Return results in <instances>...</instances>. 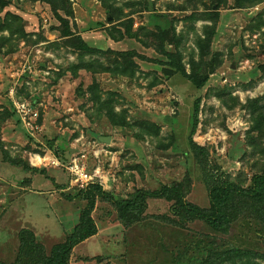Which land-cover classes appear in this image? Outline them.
Returning <instances> with one entry per match:
<instances>
[{
	"label": "rangeland",
	"instance_id": "rangeland-1",
	"mask_svg": "<svg viewBox=\"0 0 264 264\" xmlns=\"http://www.w3.org/2000/svg\"><path fill=\"white\" fill-rule=\"evenodd\" d=\"M5 1L8 5L0 11V18L17 16L21 23H7L12 29L22 28L27 36H12L15 51L0 52V113L10 105L16 112V104L34 103L42 130L26 131L17 112L18 119L14 115L0 127L4 148L28 169L9 165L0 151V264L17 261L22 233L30 234L46 255L72 233L86 206L69 174L75 161L88 173L96 172L92 185L101 186L115 201L127 199L139 189L154 191L179 183L189 175L187 201L206 208L207 186L187 143L197 102L198 124L192 139L206 148L210 169L247 183L264 162L261 154L251 153L245 145L251 125L248 112L240 107L228 110L216 97L222 89H229L241 104L264 97V74L256 69L264 64V27L257 28L256 21L264 13V1L248 10H220L213 45L223 60L200 90L179 73L164 74L157 61H168L156 48L144 47L134 39L115 42L105 29L119 28V23L129 19L139 36L140 28L152 31L153 24L173 28L176 35L183 36L179 49L189 73V53L197 51L194 33L203 37L202 28L211 24H191L185 19L203 11L202 0H156L153 11L134 14L129 5L139 0ZM51 5L69 22L74 38L89 48L135 51L147 60H135L138 71L134 77L84 69L72 73L80 61L110 64L105 57H80L69 48L67 41L73 38L61 37ZM112 9L121 15H111ZM1 36L10 37L8 31ZM166 50L175 52L173 46L167 45ZM94 82L102 103L113 100L116 117L111 119L123 120L125 126L110 124L107 112L98 111L90 100L94 93L89 87ZM143 123L155 125L158 135L146 134ZM99 137L110 138V143H100ZM163 146L167 148L162 150ZM170 207L166 201H149L141 220L126 224L110 201L97 199L91 213L97 234L72 250L69 264H199L216 251L264 254L263 223L238 220L226 235L217 234L201 222L185 227L168 223L167 216L178 221L171 216Z\"/></svg>",
	"mask_w": 264,
	"mask_h": 264
},
{
	"label": "trees",
	"instance_id": "trees-1",
	"mask_svg": "<svg viewBox=\"0 0 264 264\" xmlns=\"http://www.w3.org/2000/svg\"><path fill=\"white\" fill-rule=\"evenodd\" d=\"M43 3H49L50 0H39ZM58 1V0H56ZM264 0H202L203 11H195L191 13L185 20L194 24L198 21H207L211 25L202 28L203 37L194 33V44L197 49L189 53L188 65L189 73L186 72L183 65L184 56L180 51V46L183 43L182 34L176 35L173 28L163 29L157 24H153L152 31H146L145 28H140L142 37L139 36L138 31H133L132 19L124 20L119 23V28L111 27L106 30V34L112 40L119 41L123 39H134L139 41L144 47L156 48V51L167 59L168 62L157 61L163 67L164 74L171 76L179 73L196 89L202 88L209 78L216 72L221 64L222 53L214 50L213 42L216 38V24L220 18V10H248L251 7L259 4ZM60 2V1H59ZM156 0H139L130 3L131 14L146 10L153 11ZM5 0H0V11L6 6ZM139 8H138V7ZM55 19L60 22L61 37L69 40L67 41L69 48L78 51L80 57L85 54L98 55L100 58H106L109 62V67L105 66L99 60L95 62H82L72 67V73L80 69H84L90 73L96 74L97 71L109 72L114 76H129L134 77L138 71V65L135 60H147L145 57L138 55L135 51L113 52L111 50L103 51L89 48L80 38H74V31L69 26V22L61 17L56 9L58 7L51 5ZM136 7L137 9H133ZM179 9H182L180 7ZM111 15L120 14L118 9H112ZM121 15V14H120ZM8 19L0 18V33L8 31L10 37H0V52L4 51L5 55L11 54L15 51L12 46L11 37L14 35L26 37L27 34L23 29H12L8 25V20H16V23H21L20 18L14 15L7 14ZM257 28L264 27V13L257 16ZM8 22V23H7ZM14 27V26H13ZM15 28V27H14ZM191 30L195 32V29ZM69 38V39H68ZM36 44V43H35ZM173 46L174 53H169L166 46ZM264 51V48H262ZM2 54V53H1ZM108 58H107V57ZM111 57V58H110ZM155 62V61H154ZM167 66V67H166ZM167 68V69H166ZM264 74V64L256 67ZM97 85L95 82L89 87V91L93 92L91 101H93L98 111L105 110L106 117L110 124L125 126L124 121L116 122L113 120L111 101L113 102L111 93L109 100L102 103L101 97L98 96ZM216 97L228 110L240 107L243 111L250 115V128L246 132L245 145L251 150V153L261 154L259 157H264V97L246 100L245 104H241L237 97H233L229 89H222L216 92ZM28 98V97H27ZM101 101V102H100ZM12 103V102H11ZM10 103V104H11ZM32 106L34 103H31ZM102 105L105 107L102 108ZM9 108H2L0 113V127L5 123L6 119L10 117H17L15 110ZM14 108V106H13ZM102 108V109H101ZM101 109V110H100ZM198 110L199 103L194 105L192 117V131L189 134L188 146L193 157L201 171L202 178L207 186L208 191V206L201 208L187 201V195L191 189V181L187 175L181 182L170 185H162L159 189L150 191L139 189L133 194L129 195L127 199L115 201L107 193L102 190L99 185H91L85 190H81L80 196L86 201V206L80 212L78 223L69 234L65 241L52 247L48 255H46L40 245L33 242L32 236L28 233H22L19 237V251L17 261L14 264H69V256L72 250L80 243L94 237L97 234V227L91 216L93 213L97 199L102 201H110L112 206L118 213V218L124 223H137L141 220L144 212L147 209L149 201L162 200L171 204L170 213L173 218L178 221L171 220V217H165L168 223L177 227H185L189 223L201 222L214 233L226 235L230 227L238 220L247 222H256L264 224V162L256 168L252 173L247 183H240L229 176L210 169L206 148L201 147L193 141L192 135L195 132L198 124ZM18 119V117H17ZM18 122L20 120L18 119ZM41 123V119H37ZM22 125V124H21ZM145 126L146 134L157 136L158 128L155 125L141 124ZM1 131V129H0ZM1 136V135H0ZM167 146L161 149L165 150ZM0 151L3 155V160L9 165H18L26 171L27 165L22 161L14 160L9 152L4 148V144L0 138ZM256 165V164H255ZM212 170V171H211ZM199 264H264V254H257L253 252H244L238 249L228 251L210 252L206 259Z\"/></svg>",
	"mask_w": 264,
	"mask_h": 264
},
{
	"label": "built area",
	"instance_id": "built-area-1",
	"mask_svg": "<svg viewBox=\"0 0 264 264\" xmlns=\"http://www.w3.org/2000/svg\"><path fill=\"white\" fill-rule=\"evenodd\" d=\"M25 103L26 104H24V102H21L19 104L15 103L16 112L19 115V119L23 128L26 131H41V127L37 124V110L34 108V105L32 106L31 103ZM69 174L72 177L74 186L79 187L80 190H83L89 185L94 184V178L96 177V175L88 173L85 168H81V166H79L76 161L73 162V164L71 165V168L69 169Z\"/></svg>",
	"mask_w": 264,
	"mask_h": 264
},
{
	"label": "water",
	"instance_id": "water-1",
	"mask_svg": "<svg viewBox=\"0 0 264 264\" xmlns=\"http://www.w3.org/2000/svg\"><path fill=\"white\" fill-rule=\"evenodd\" d=\"M98 140L100 141V143H106V144L110 143V138L108 137H99Z\"/></svg>",
	"mask_w": 264,
	"mask_h": 264
}]
</instances>
